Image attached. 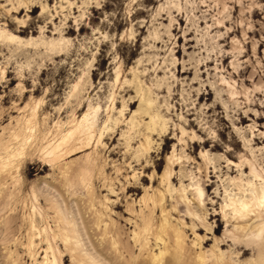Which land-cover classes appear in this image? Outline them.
Segmentation results:
<instances>
[{
    "label": "rangeland",
    "instance_id": "374dc122",
    "mask_svg": "<svg viewBox=\"0 0 264 264\" xmlns=\"http://www.w3.org/2000/svg\"><path fill=\"white\" fill-rule=\"evenodd\" d=\"M15 7L18 0H0V29L21 40L0 46V139L31 136L20 173L29 204L24 219L35 207L49 209L32 200L34 187L61 203L55 186L73 185L70 213L97 264H109L114 255L95 249L105 238L115 240L107 227L118 226L127 241L141 231L136 224L149 219L157 234L169 222L170 232L183 236L189 262L211 256L217 241L238 227L222 221L232 216L224 209L229 199H244L238 186L250 182L249 194L264 189V0H22L19 11ZM85 115L94 124V141L82 137L81 153L44 169V147L76 130ZM184 198L207 228L192 225ZM197 198L203 210L193 204ZM80 200L93 227L88 236ZM49 212L37 229L52 235L57 224ZM261 220L240 240L264 227V212ZM218 225L216 235L207 230ZM29 229L10 235L0 264H45L53 254L60 264H72L74 258L60 259L59 249L35 240V232V249H29ZM6 237L2 230L0 245ZM205 239L210 242L203 246ZM221 249L233 264L251 261L232 245Z\"/></svg>",
    "mask_w": 264,
    "mask_h": 264
},
{
    "label": "bare ground",
    "instance_id": "6f19581e",
    "mask_svg": "<svg viewBox=\"0 0 264 264\" xmlns=\"http://www.w3.org/2000/svg\"><path fill=\"white\" fill-rule=\"evenodd\" d=\"M9 1L12 2L13 0H9ZM18 1H19V7H15L16 11H19V9L22 6V0H18ZM36 8H37L36 6L34 5L32 6L33 11ZM0 43H1L0 46L5 47L13 43H21V40L19 37L8 33L6 30L0 29ZM53 50H57L54 45H53L52 51ZM93 126L94 124L93 122L90 121L89 115H85L81 120L80 126L76 128V130L71 131V132L69 131L68 134L64 135L63 137L61 136V139L58 138L60 140L57 143L54 142L55 144L53 145L48 144L50 145L48 148L44 147V150L42 151L43 159L44 161H46V164L44 165V169L51 167L54 170L56 169L57 164L59 165V162L62 161L63 158L65 157L70 158L74 156L75 154L81 153L82 150H80V148H82L83 146L78 148L77 147L78 142L81 141L80 139L85 136L90 141H94L92 139L93 134L95 133V132H92ZM8 140L9 141L0 139V220H2L3 217L8 215L7 223L5 224V227L0 228V232L4 230L9 235V237H6L4 239V242L0 245V251L2 249V246L6 248L9 247V244H10L9 241L11 240L10 235L12 234L22 235L24 232H26V230L29 229V226H31V228L29 229L30 230V233H29L30 243L28 245V247H30L29 249H32V248L35 249V247L32 246L33 239H34L33 232H35V240L49 242L50 251L55 250V248L59 249L57 252L58 254H60V259L63 257L65 260L66 257H71V258H74L72 260V264H97L96 262L93 261V258L89 255L86 244H83L82 242L83 239H82V234H81L82 231H80L79 226H77L74 220L75 217L73 218L72 214L70 213L69 204H70V200L72 199V196L74 195L72 192H70L71 191L70 189L74 187L73 185L72 186L70 185L71 187L69 188L64 187V186L62 187L60 182H59L60 184L57 183L58 185L55 184L56 186L53 185L57 187V190L59 191V194L57 193V190L55 191V193L59 195V198L57 199H60L62 201L61 203H59L58 200L54 201L55 199H51L49 196L46 195L47 191L45 189H43L40 185L39 186L36 185V187L38 186V188L35 190V187H34V191L31 190L32 193L34 192L33 197H31L32 200L38 203L41 202L42 205H44L45 207L48 206L49 209L43 212L41 210L42 208L38 209L37 207L34 206L35 213L30 214L31 217L29 219L26 217H25L26 219H24L22 212H24L26 208L29 209L28 207L29 204L26 207L25 202L27 200L25 199L23 194L25 190L27 189V184L25 181H21L20 173L22 171L21 169L22 164L23 163L25 164V162H27V161L24 162V160L26 159V152L29 151V150L27 151V149H29V147L32 148L31 136L28 137V136H25V134L23 136L21 132H18V133L16 132L13 134L12 139L11 140L8 139ZM81 144H84V143H81ZM41 154L42 153H40V155ZM31 157H32V154H31ZM88 166H86L87 169L89 168ZM81 172L79 174H81ZM14 173H18L20 175L15 177L13 176ZM252 173L255 175V179H260L262 177L259 173L256 172L255 169H253ZM30 174L31 172L29 171L28 175ZM79 174L77 176L78 178H80L79 176L82 175V174L81 175ZM165 176H166V179H171L172 171L168 169ZM63 177H64L65 182L71 180L67 177L65 179V176ZM51 180H53V178ZM10 181H12L11 184L9 183ZM55 181H57L56 178H55ZM46 183L48 184L47 181ZM252 186L253 185H251L250 182H248L245 185V187L238 186L240 194L242 195L244 199H241L238 202L234 201L233 199H229L228 204L224 207V209H227L228 211L232 213L231 214L232 216L227 218V215L225 214L222 220L223 223L225 222L227 228L229 229L230 227H232V224H235L237 222L236 224L238 227H236L235 232H234L235 234L233 233L234 234L233 236H228L222 242L217 241L218 243L214 246L215 247L214 249H219V251L218 253H216V251L213 249L211 256L200 255L199 257H197V260L189 262L187 259L190 258V250L184 247V240L182 241L183 236L177 233H171L169 230L170 228L168 226L170 225L169 222L166 224H162L160 227L161 231L160 233L158 231L159 234H157V230L156 231L154 230L156 222H151L153 221L152 219H149L148 221H145V222H140V224L137 223L136 224L137 229L141 228L140 229L141 231L139 233H135L134 238L132 240L128 238L127 241L125 240V238H123L124 236L122 237V235L124 234L123 233L124 231H122L118 226L117 228H115L114 226L107 227L106 233L107 234L113 233L115 240L109 241L108 239L105 238L101 240L99 243L95 244V249L100 250L99 252H101V254L105 251L108 252L109 255L114 254L109 258V264H233L234 262L232 260H230L229 258H225L224 253H222V249H221V246H228V245L231 246L232 245L238 251L241 252V257H240L241 259L247 256L251 257V261L246 264H264V227L262 226L258 227L255 233V237L253 239L243 240V241L240 240V237L244 238L248 234V232L250 231V228H252L254 224L262 222L261 218H262V213L264 212V189H262L260 192H257L256 194H251V193L249 194V191L253 190ZM83 187L85 189V186ZM79 189H81V186ZM81 199L83 198L81 197ZM183 200H185V198ZM82 201H85V199ZM194 201L195 202L193 204H196L197 209L203 210L201 198H197ZM77 202L80 203L81 200L80 202L79 201ZM184 204L186 205V208H187V218L191 220L192 225L194 227L197 225L199 227L198 229L199 231H202L203 228H207V225L205 224V222L196 221L195 212L193 211L191 207L192 205L191 202L190 204H188L186 203V200H185ZM80 205L81 206H79V208L84 207L85 205H87V203L82 206V202H81ZM84 209H85V212H87L86 207L83 209L80 208L81 210L80 215H81V221L84 226L83 227V232L85 233L84 235L88 236L90 235V230H92L93 227L92 228L90 227L89 217H87V215L83 212ZM224 209L222 211L223 214H224ZM49 211H53L55 213L54 220H55V223L57 224L56 225L57 231L56 233L54 232L52 235H50V231L47 230L46 228H45L46 230L44 231H39L37 229V223L40 219L42 223L47 221L48 219L47 215L50 213ZM139 225H141L142 227H139ZM219 229H220V225L215 227L214 231H212V229H209V228L207 230L212 232L213 235H216ZM94 231L96 232L97 229ZM152 241H154V243H152ZM209 242H210V239H205L202 242V245L205 246ZM161 245L164 246L163 248L164 252L162 251L159 256H153L150 259L144 258L145 255H149L151 252H153V247H160ZM13 246L16 249L20 248L19 243L17 242L12 244V247ZM62 247L64 249L63 251L66 252L67 254L63 255V252L60 251V248ZM57 256L59 255L53 254V260L49 262V260L47 259V262L45 264H60L59 257ZM0 257H1V253H0ZM208 257H210L211 259L207 260Z\"/></svg>",
    "mask_w": 264,
    "mask_h": 264
}]
</instances>
